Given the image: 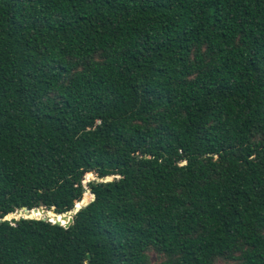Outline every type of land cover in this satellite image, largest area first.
I'll list each match as a JSON object with an SVG mask.
<instances>
[{
	"label": "trees",
	"instance_id": "16d2710c",
	"mask_svg": "<svg viewBox=\"0 0 264 264\" xmlns=\"http://www.w3.org/2000/svg\"><path fill=\"white\" fill-rule=\"evenodd\" d=\"M151 253L264 264V0H0V264Z\"/></svg>",
	"mask_w": 264,
	"mask_h": 264
},
{
	"label": "water",
	"instance_id": "95a60500",
	"mask_svg": "<svg viewBox=\"0 0 264 264\" xmlns=\"http://www.w3.org/2000/svg\"><path fill=\"white\" fill-rule=\"evenodd\" d=\"M90 176H94V174L91 173ZM94 179H96V178L94 177ZM112 180H113V177L108 176V177L102 179L101 181L102 182H109ZM84 186L86 188V193H85L82 201L77 203L73 210H70V211L65 212V213H60V212H56L54 210L48 211L46 207L34 208L33 210L23 208L22 210L18 211V212H20V214H18V212L10 213V214H7L4 219L5 220H12L14 218L19 219L21 217L38 218V219H43L46 221H51L53 223L62 224L63 226H65L67 228L74 222V215L78 211H80L83 207H86L87 205H89L91 202H93L96 199V195L88 187L87 179L84 180ZM33 213H36V214L37 213H43L45 215V217L34 215Z\"/></svg>",
	"mask_w": 264,
	"mask_h": 264
},
{
	"label": "rangeland",
	"instance_id": "374dc122",
	"mask_svg": "<svg viewBox=\"0 0 264 264\" xmlns=\"http://www.w3.org/2000/svg\"><path fill=\"white\" fill-rule=\"evenodd\" d=\"M94 177H95V176H90V174H88L87 177H86V179H87V181L89 182V181L93 180ZM18 214H20V212H18ZM23 214H24V213H23ZM24 215H25V214H24ZM19 217H20V216H19ZM42 217H45V215L43 214ZM151 256H152V257H151V259H152V264H155L157 261H159V257H157L155 253H151Z\"/></svg>",
	"mask_w": 264,
	"mask_h": 264
}]
</instances>
